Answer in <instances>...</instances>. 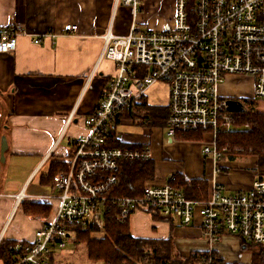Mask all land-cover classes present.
<instances>
[{
    "label": "built area",
    "instance_id": "2783aa9c",
    "mask_svg": "<svg viewBox=\"0 0 264 264\" xmlns=\"http://www.w3.org/2000/svg\"><path fill=\"white\" fill-rule=\"evenodd\" d=\"M113 1L116 7L131 8L135 18L139 0ZM66 32L75 35L78 27L67 26ZM27 35L0 29V52H14L18 38ZM41 41L37 37L34 43ZM104 44V57L116 64L117 73L95 112L84 120L88 134L76 141L69 172L55 178L48 196L0 191V199H13L18 207L30 199L52 206L51 217L32 241H12L7 249L10 264H50L54 253L75 241L72 228L102 229L111 207L120 209V222L141 211L177 219L184 227L198 226L209 249L193 253L187 264H219L222 258L215 247L225 237L239 239L243 248L260 246L264 255V175L250 189L233 194H226L215 179L202 201L187 199L173 185L175 176L161 185L147 182L143 197H115L111 193L121 164L150 161L152 152L107 148L120 115L140 104L151 87L163 84L169 90L166 137L171 141L177 133L201 134L198 142L216 164L218 176L226 154L218 151V137L235 129L236 114L228 105L234 97L223 87L243 80L251 91L237 98L264 101V0H176L173 22L164 30L143 32L134 19L126 37L109 33ZM2 243L0 237V247Z\"/></svg>",
    "mask_w": 264,
    "mask_h": 264
},
{
    "label": "crops",
    "instance_id": "0c3cea01",
    "mask_svg": "<svg viewBox=\"0 0 264 264\" xmlns=\"http://www.w3.org/2000/svg\"><path fill=\"white\" fill-rule=\"evenodd\" d=\"M132 13L131 8L116 7L113 0H0V29H18L28 34L18 38L14 52H0L2 193L17 195L26 192L32 197L51 193L54 185H43V177L48 175L53 163L71 160L76 141L88 134L84 120L95 112L110 81L116 76V64L104 57V37L109 33L126 37L133 24ZM70 25L78 27L77 34H67L66 28ZM37 37L42 38L39 44L34 43ZM238 81L241 82L234 79L223 87V91L233 97L243 95L245 92H239L233 84ZM247 88L249 93L250 87ZM148 92L151 96H164V99L154 100L159 103L155 105L146 102L147 95L144 96L140 104L132 107L141 117L123 119L115 137L117 142L126 146L124 149L151 150L155 174L147 182L161 185L176 175L189 181L204 180L208 183V197L210 183L215 179L226 194H233L250 189L254 181L263 178L256 157L255 169L250 175L234 171L235 164L223 160L224 157L219 163L221 173L215 176L216 164L203 154L201 144L170 141L166 137V125H143L145 135L123 136L118 131L120 126L128 120L134 123L145 119V104L168 108L166 85L156 84ZM5 138L7 149L3 154ZM207 161L211 162L209 179L206 177ZM25 203L50 205L38 199ZM19 212L25 230L9 234V223L15 221ZM51 215L48 218L27 216L13 199L1 198L0 237L7 241H32L44 220ZM144 224L146 230L141 229ZM130 230L133 237L139 239L168 240L172 237L175 250L178 246L176 253L185 257L209 249L198 226L184 227L177 219L156 220L149 213L139 211L130 218ZM174 234L181 237L180 242L175 241ZM215 252L226 263L252 262V251H244L240 240L233 237H225L215 247Z\"/></svg>",
    "mask_w": 264,
    "mask_h": 264
},
{
    "label": "trees",
    "instance_id": "16d2710c",
    "mask_svg": "<svg viewBox=\"0 0 264 264\" xmlns=\"http://www.w3.org/2000/svg\"><path fill=\"white\" fill-rule=\"evenodd\" d=\"M145 117L144 125L148 127L166 125L169 109L153 108L145 104L143 106ZM141 117L136 113V108L125 111L117 120V126L126 118ZM149 122H148V121ZM235 129L227 135L218 137L217 148L219 152L226 150L225 156L232 159L235 156L256 157L259 159L258 171L264 173V113L246 110L243 113L235 114ZM116 132L107 148H126L125 145L116 141ZM176 140L186 142H198L201 140L199 133H177ZM136 149V148H131ZM142 149V148H139ZM73 152L68 162L53 163L48 175L43 177V185L52 186L55 178L61 173L69 172L72 164ZM224 156V157H225ZM155 166L153 161L146 162H123L121 164L119 180L111 195L115 197L139 198L144 196L145 183L154 178ZM173 185L180 190L187 199L202 201L207 198L208 183L204 180H186L182 175L175 176ZM27 216L48 218L52 212V206L47 204L25 203L22 205ZM120 209L111 207L105 217V225L102 229L92 228H72L76 236L75 245L86 248L87 258L91 262H102L104 264H187L189 257L176 253L175 243L171 237L168 240L139 239L133 237L130 230V220L120 222L117 219ZM156 220L172 221L169 218L153 216ZM172 227L174 223L170 222ZM12 241L3 240L0 247V258L4 264H10V257L7 253ZM253 253L251 264H264L263 248L249 245L243 248ZM50 264H56L53 256ZM219 264L226 263L220 260Z\"/></svg>",
    "mask_w": 264,
    "mask_h": 264
},
{
    "label": "rangeland",
    "instance_id": "374dc122",
    "mask_svg": "<svg viewBox=\"0 0 264 264\" xmlns=\"http://www.w3.org/2000/svg\"><path fill=\"white\" fill-rule=\"evenodd\" d=\"M175 8H176V0L175 4L173 0H139L138 5V13L134 18V13L131 14L132 22L134 19L136 20V28L143 31H161L164 30L166 27L170 26L173 22V18L175 15ZM133 12V10H132ZM240 92L248 93V85L244 84V81L241 80L233 83ZM164 99V96H151L150 92H148L146 96V102L149 101L155 105H158L157 101L154 103V100ZM239 99V98H238ZM241 102L244 104L246 110L256 111L260 113H264V101L258 100H242ZM163 103V102H162ZM144 119V116H143ZM144 120H137V122H132V120H128L125 125L120 126L119 133L124 135L132 134L133 137L141 136L146 134V127L143 125ZM229 162L235 164L232 167L234 171H238L240 173L250 175L251 171L255 169L256 159L255 157H242V156H235L233 159L229 156H225V159ZM239 165V167H238ZM243 167H240V166ZM207 167V179H209L211 174L209 170H211V162H206ZM20 216L21 213H18V216L15 218V221L11 220L9 223V234L13 232H21L24 231V225L20 223ZM142 230H146L147 226L141 227ZM179 233V232H177ZM8 234V236H9ZM175 241H181V237L174 234ZM201 239V238H200ZM176 250H178V246H176ZM56 264H104L102 262H91L87 258L86 248L81 245H75L73 242L68 243L67 247L61 251L54 253L53 255Z\"/></svg>",
    "mask_w": 264,
    "mask_h": 264
},
{
    "label": "water",
    "instance_id": "95a60500",
    "mask_svg": "<svg viewBox=\"0 0 264 264\" xmlns=\"http://www.w3.org/2000/svg\"><path fill=\"white\" fill-rule=\"evenodd\" d=\"M228 105H229V110L233 113H243L245 111L244 104L241 101H236L231 99L228 101ZM6 149H7V141L5 138L3 139V147H2L3 154L6 151Z\"/></svg>",
    "mask_w": 264,
    "mask_h": 264
},
{
    "label": "flooded vegetation",
    "instance_id": "af4514ba",
    "mask_svg": "<svg viewBox=\"0 0 264 264\" xmlns=\"http://www.w3.org/2000/svg\"><path fill=\"white\" fill-rule=\"evenodd\" d=\"M233 100H236V101H241L240 99H238L237 97H234Z\"/></svg>",
    "mask_w": 264,
    "mask_h": 264
}]
</instances>
